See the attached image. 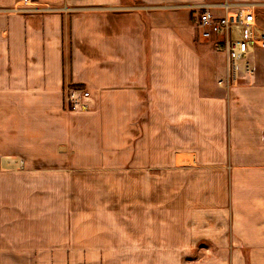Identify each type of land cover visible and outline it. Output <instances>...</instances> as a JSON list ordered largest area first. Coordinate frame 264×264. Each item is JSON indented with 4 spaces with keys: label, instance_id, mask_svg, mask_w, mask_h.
Returning a JSON list of instances; mask_svg holds the SVG:
<instances>
[{
    "label": "crops",
    "instance_id": "obj_1",
    "mask_svg": "<svg viewBox=\"0 0 264 264\" xmlns=\"http://www.w3.org/2000/svg\"><path fill=\"white\" fill-rule=\"evenodd\" d=\"M20 1L0 0V110L9 111V156H21L3 159L0 264L34 246L21 222L38 210V196L61 197V169L30 167L26 157L62 154L55 140L63 143L68 122L101 128V146L109 149L112 139L121 154L133 139L134 170L143 177L134 180L135 199L146 209L134 216V246L150 252V264L165 251L178 253L167 264H181L199 242L219 251L201 264H244L238 253L226 255L240 250L256 252L250 264H264V49L250 58L253 73L226 87L217 84L225 56L212 58L223 52L189 41L194 6L220 15L221 4H254L264 28V0H32L44 9L18 13ZM81 83L95 92L85 112L63 101L65 87ZM70 137L73 147L79 137ZM42 231L39 264H92L88 251L101 250L74 235L47 248ZM60 252H69L67 263Z\"/></svg>",
    "mask_w": 264,
    "mask_h": 264
},
{
    "label": "rangeland",
    "instance_id": "obj_2",
    "mask_svg": "<svg viewBox=\"0 0 264 264\" xmlns=\"http://www.w3.org/2000/svg\"><path fill=\"white\" fill-rule=\"evenodd\" d=\"M40 7L41 5L38 4V7L35 6L33 10L25 9L23 11L16 9L15 11L18 13L39 12L38 8ZM139 14L141 19L146 22L147 19L143 11L140 10ZM263 15L260 14L262 18L264 17ZM191 26L193 35L189 37V41L192 45L197 46L200 43H204L211 47V49H216L210 40L198 39V34L192 21ZM82 44L78 43V47L84 50L85 48ZM71 49V43L70 46L64 48V66L68 76L71 70L69 58ZM216 50L215 52H217ZM222 54L221 52H217L212 55V58L214 56L222 58ZM68 80L70 81L71 79ZM68 80L65 85H68ZM81 86L89 92L88 101L90 103H88L86 108L79 107L77 110L85 112L93 108L91 103L95 92H92L89 87L82 83ZM65 90L66 87L62 91L64 102ZM84 101L85 98L82 99V103ZM70 108L71 110L74 109ZM93 121L98 124L102 122L100 119H93ZM72 126L77 128L74 132L70 129ZM131 129H134L133 124H131ZM66 131L68 132L67 136H63V140H61L63 143L59 142V138L55 140V145L58 147L61 145L66 147V149H63L62 154L35 156V158L32 157V163L26 157L27 165L30 167L61 169V171L57 172L61 174L60 187L56 186V191H59L58 195L61 197H54L48 193L38 196L39 205L36 204L38 210L34 211L30 209L29 217L27 218L29 222H21L29 230V233L27 232L26 234L29 240L26 243L38 246V243L42 242V230L45 228V243L47 244V248L49 244L61 241L62 239L65 241V238L71 235L76 237L73 238L77 242H80L79 245L85 244L86 247L100 246V251L98 249L88 251L90 259L87 260L88 262H92V264H150V252L142 251L140 254L134 246V216L137 213L140 216L142 215L143 218V213L146 209H140L139 204L141 203L139 199L137 207V200L135 199L134 180L142 176L134 170V166L136 165L132 153L133 139L128 140L126 153L121 154L118 152L116 144H113L114 140L112 139L110 140L109 149L106 146H101V128H97V130L91 129V123L89 122H68ZM130 133L132 134V131ZM75 135L79 137L77 140L78 144L74 142L75 146L70 147L69 138ZM49 149L56 150L53 148ZM5 157H8L12 161L21 156H9V111L0 110V179L9 178V165L3 164ZM46 173L48 174L47 171ZM151 173H157L164 178V172L162 174L160 171H151ZM145 174H149V171L145 172ZM172 189L170 188V191ZM0 192L6 195V192ZM165 194L166 188L160 184L159 179L157 188L158 200L163 201L166 198ZM172 194L175 195V192ZM32 204L35 203L32 202ZM26 243L23 245L25 246ZM34 246L30 245L29 247L32 249L28 251L17 252L19 257L16 258L12 257V254H9L11 256L8 259L9 264H39L42 258L41 254L44 252L37 250ZM212 248L213 246L208 242H199L195 247L187 251L185 255L180 256L179 261L181 264L205 263L211 258L219 256V251L212 250ZM49 253L47 251V254ZM51 253L53 254L54 251H51ZM68 253L62 252L61 254L60 252L62 262H68L66 258L69 256ZM77 253L79 256V251L74 252L72 255L74 256ZM144 253L147 254L144 256ZM165 253L168 254L167 257H165ZM172 253L171 255L165 251L161 259L154 261V263L167 264L169 262L167 260L172 258L171 256L175 258L178 256L176 251ZM228 253H238L239 258L243 259L244 264H250V258L256 252L240 250L239 252H226V255ZM157 254L159 257L160 252ZM260 258L263 259L264 256L261 255Z\"/></svg>",
    "mask_w": 264,
    "mask_h": 264
},
{
    "label": "built area",
    "instance_id": "obj_3",
    "mask_svg": "<svg viewBox=\"0 0 264 264\" xmlns=\"http://www.w3.org/2000/svg\"><path fill=\"white\" fill-rule=\"evenodd\" d=\"M221 5L223 13L220 15L210 6H194L191 20L199 35L223 52L226 71L217 81L220 86L229 87L238 78L253 73L250 58L256 50L264 49V28L258 22L254 4ZM35 6L38 7V4L32 0H21L15 10H33ZM44 7L52 9L50 6ZM88 97L89 92L83 88L66 87L65 101L74 109L86 108Z\"/></svg>",
    "mask_w": 264,
    "mask_h": 264
},
{
    "label": "trees",
    "instance_id": "obj_4",
    "mask_svg": "<svg viewBox=\"0 0 264 264\" xmlns=\"http://www.w3.org/2000/svg\"><path fill=\"white\" fill-rule=\"evenodd\" d=\"M69 87L83 88V86H81V84H70Z\"/></svg>",
    "mask_w": 264,
    "mask_h": 264
}]
</instances>
